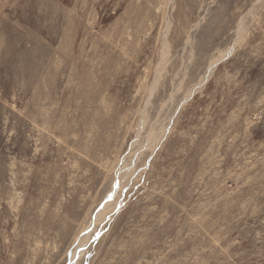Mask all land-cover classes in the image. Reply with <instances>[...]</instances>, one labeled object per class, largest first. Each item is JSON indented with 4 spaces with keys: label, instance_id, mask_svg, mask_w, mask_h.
Here are the masks:
<instances>
[{
    "label": "rangeland",
    "instance_id": "obj_1",
    "mask_svg": "<svg viewBox=\"0 0 264 264\" xmlns=\"http://www.w3.org/2000/svg\"><path fill=\"white\" fill-rule=\"evenodd\" d=\"M0 264H264V0H0Z\"/></svg>",
    "mask_w": 264,
    "mask_h": 264
},
{
    "label": "bare ground",
    "instance_id": "obj_2",
    "mask_svg": "<svg viewBox=\"0 0 264 264\" xmlns=\"http://www.w3.org/2000/svg\"><path fill=\"white\" fill-rule=\"evenodd\" d=\"M125 174V173H124ZM74 243V242H73ZM78 244V243H77ZM77 248V247H76ZM76 250V249H75ZM76 254V253H75ZM74 256V255H73Z\"/></svg>",
    "mask_w": 264,
    "mask_h": 264
}]
</instances>
